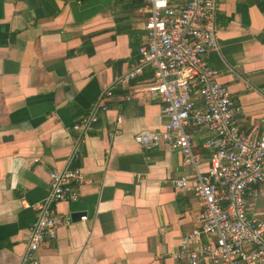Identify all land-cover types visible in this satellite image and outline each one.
<instances>
[{
	"label": "crops",
	"instance_id": "0c3cea01",
	"mask_svg": "<svg viewBox=\"0 0 264 264\" xmlns=\"http://www.w3.org/2000/svg\"><path fill=\"white\" fill-rule=\"evenodd\" d=\"M146 18L145 0H0V264H26L32 206L48 195L49 172L67 165L84 181L78 200L55 205L69 223L39 246L38 264H187L173 254L203 204L172 180L194 168L178 149L134 140L166 119L146 90L151 68L123 79ZM215 29L218 47L205 59L239 107L235 122L253 130L264 118V0H219ZM108 89L106 111L69 162L78 136L71 126ZM186 131L206 172L209 132ZM259 189L248 214L264 220Z\"/></svg>",
	"mask_w": 264,
	"mask_h": 264
},
{
	"label": "built area",
	"instance_id": "2783aa9c",
	"mask_svg": "<svg viewBox=\"0 0 264 264\" xmlns=\"http://www.w3.org/2000/svg\"><path fill=\"white\" fill-rule=\"evenodd\" d=\"M218 1L145 0V39L123 79H134L151 68L153 83L146 90L161 101L166 119L161 128L135 133L134 140L144 149L162 143L178 149L194 168L190 176L172 180L177 189L191 191L203 204L174 258L187 264H264V220L248 214V198H256L264 184V118L253 130L238 126L234 116L239 107L205 59L218 47ZM111 96L110 89L102 92L89 112L71 126L78 136L69 162L78 158L79 142L93 129L100 112L106 111L104 100ZM188 126L209 132L203 144L210 150L206 172L198 169ZM83 181L76 166L49 172V193L32 206L37 217L27 235L22 263L38 264L39 246L54 240L58 227L69 223L60 218L55 205L78 200Z\"/></svg>",
	"mask_w": 264,
	"mask_h": 264
}]
</instances>
